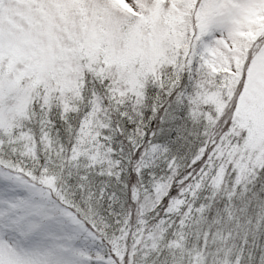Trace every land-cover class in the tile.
<instances>
[{
	"label": "snow or ice",
	"instance_id": "snow-or-ice-1",
	"mask_svg": "<svg viewBox=\"0 0 264 264\" xmlns=\"http://www.w3.org/2000/svg\"><path fill=\"white\" fill-rule=\"evenodd\" d=\"M0 264H264V0H0Z\"/></svg>",
	"mask_w": 264,
	"mask_h": 264
}]
</instances>
